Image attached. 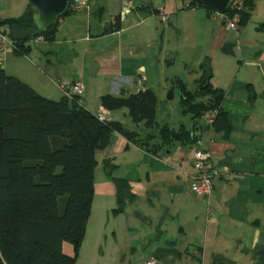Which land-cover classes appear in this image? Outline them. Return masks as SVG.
Listing matches in <instances>:
<instances>
[{"label": "crops", "instance_id": "0c3cea01", "mask_svg": "<svg viewBox=\"0 0 264 264\" xmlns=\"http://www.w3.org/2000/svg\"><path fill=\"white\" fill-rule=\"evenodd\" d=\"M92 1L89 12H71L59 20L52 43H37L38 52L31 49L23 57L7 53L0 66L53 101L63 97L60 82L78 80L83 87L79 104L95 114L102 96L124 98L145 89L155 93L144 55L137 52L153 42L161 19L148 8L161 9L178 33L189 2L136 0V5L131 0L132 12L111 29L108 19L120 13L122 0H100L98 6ZM195 9L204 13L200 25L207 28L208 12ZM247 27L235 42L241 63L234 71H217L213 60L229 41L222 28L212 31L213 46L203 62L211 85L224 93L220 108L227 114L230 135L223 138L203 120L195 128L192 121L185 127L203 141L218 173L211 195L200 199L190 192L189 145L178 142L164 152L147 153L116 134L110 146L95 154L94 196L76 264H147L150 259L156 264H264V32L254 26L248 35ZM198 72L200 76L199 67ZM117 111H109V117ZM109 119L124 127L131 123L126 110L121 119ZM137 129L142 130L140 125ZM111 178L126 180L133 194L118 216L111 215L116 208ZM62 252L71 256V245L63 243Z\"/></svg>", "mask_w": 264, "mask_h": 264}, {"label": "trees", "instance_id": "16d2710c", "mask_svg": "<svg viewBox=\"0 0 264 264\" xmlns=\"http://www.w3.org/2000/svg\"><path fill=\"white\" fill-rule=\"evenodd\" d=\"M184 1L208 14L213 11ZM253 8V0H244L240 27L247 24ZM71 12L69 8L40 31L33 26V11L27 4L19 17L1 18L0 26L14 44L13 55L23 57L37 38L52 43L59 20ZM256 30L264 32V24ZM199 68L193 91L176 82L179 112L190 117L194 128L203 116L215 113L210 127L227 138L231 126L220 108L224 93L211 85L208 64ZM99 104L108 111L125 109L131 123L142 130L131 131L111 120L100 122L78 98H44L0 66V264H76L94 196L95 154L110 146L116 134L154 154L169 149L176 141L174 135L187 146L196 139L183 125L177 132L157 125V98L150 89L124 98L105 95ZM104 169L110 173L108 167ZM111 181L116 190L111 215L118 216L133 194L126 180ZM63 243L71 245V256L62 252Z\"/></svg>", "mask_w": 264, "mask_h": 264}, {"label": "rangeland", "instance_id": "374dc122", "mask_svg": "<svg viewBox=\"0 0 264 264\" xmlns=\"http://www.w3.org/2000/svg\"><path fill=\"white\" fill-rule=\"evenodd\" d=\"M98 1L100 0L92 1L94 6L99 5ZM253 1L254 8L250 13V19L246 24L248 25V35L254 33V26L258 27L264 22V0ZM102 2H104V0H102ZM27 4L28 0H0V17H19L25 10ZM197 12L200 13V18L199 15L196 14ZM182 13L181 24L183 26L178 33H175L174 28L168 26L170 22L166 21L164 23L162 19L157 18V31L155 37H152L153 42L148 48L141 47V49L137 51L138 54L144 55L143 64H145L148 69V74L151 77L150 84H152V88L157 94L155 121L159 127L167 125L174 131H178L181 125L187 128L191 120L188 115L179 112L178 106L181 98L179 91L177 88L172 87V84L174 81L180 80L189 91H193L195 88L194 80L199 76V64L203 63L204 60L208 58L213 46L212 31L217 28H222V30H224L218 21L213 20H211V24L204 29L200 25V23H203L204 19L201 16L204 15L202 11L185 9ZM105 18L107 21L108 17ZM122 28H125V24L122 25ZM242 30L243 27H240L237 34L231 31L226 32L229 40L227 43L235 44V42H237V36L240 35ZM144 38L149 37L144 36ZM36 45L37 44L31 45L33 53L38 52V46ZM215 53L216 56L213 60L217 71L221 68H225L226 71H229V69L234 71L236 68L235 66L238 65V63H241V57L238 50L236 51L233 49L234 56L224 54V56H222L221 50L219 52L216 51ZM31 57L33 58V56ZM168 61H171V63L168 64ZM3 63L4 62L2 61L1 64ZM243 72L244 70L242 73ZM224 78L226 79L225 74ZM121 111L125 112L124 109H121ZM121 111L118 110L115 116L111 114L109 118L121 119L123 117V112ZM125 127L132 131H139L138 129L136 130L138 127L130 122L126 123ZM174 143H178V141L176 140ZM99 177L100 173L98 171L97 179ZM89 228L91 229V226ZM87 245L91 246L90 240H88Z\"/></svg>", "mask_w": 264, "mask_h": 264}, {"label": "built area", "instance_id": "2783aa9c", "mask_svg": "<svg viewBox=\"0 0 264 264\" xmlns=\"http://www.w3.org/2000/svg\"><path fill=\"white\" fill-rule=\"evenodd\" d=\"M244 0H235L231 3L229 9L226 13H219L216 11H211L208 14V17L213 21H218L220 25L224 28L225 31L238 33L240 30V12L243 8ZM187 3L184 5V9H192ZM72 12L81 13L90 11L89 0H70L69 7ZM134 9L133 2L131 0H122L120 13L117 16H110L108 19L109 26L111 29L119 24L120 22L125 21L128 15ZM151 13H160L161 19L163 22L168 20L167 15L162 14V10L149 9ZM1 22V17H0ZM43 42L42 38H37L33 40L30 45ZM14 50V44L9 38L5 35L4 28L0 26V64L4 60V56L7 53H12ZM58 88L63 94V97L71 100L72 98L80 99L83 95V87L78 80L71 82L63 81L58 84ZM98 121L106 122L110 121L109 111L102 107L100 104L96 113L94 114ZM215 113H210L203 116L202 120L205 125H210L213 122ZM189 149L192 153V169L194 171L192 176V183L190 185V192L196 198L206 199L212 193L213 187V178L217 176V171L211 165L209 158L210 155L204 147V143L200 139H195L190 145ZM147 264H156L153 259H150Z\"/></svg>", "mask_w": 264, "mask_h": 264}, {"label": "water", "instance_id": "95a60500", "mask_svg": "<svg viewBox=\"0 0 264 264\" xmlns=\"http://www.w3.org/2000/svg\"><path fill=\"white\" fill-rule=\"evenodd\" d=\"M208 7L219 13H226L231 3L235 0H191ZM28 5L33 11V26L40 31H46L68 10L69 0H28ZM235 44L225 43L221 48L224 55L234 56L233 49ZM171 61H168L170 64ZM142 93L139 91L137 94ZM178 139V136L175 135Z\"/></svg>", "mask_w": 264, "mask_h": 264}]
</instances>
